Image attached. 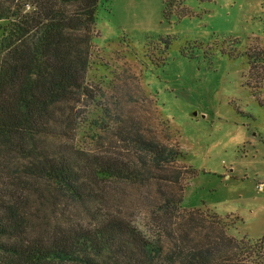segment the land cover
Instances as JSON below:
<instances>
[{
    "label": "trees",
    "instance_id": "1",
    "mask_svg": "<svg viewBox=\"0 0 264 264\" xmlns=\"http://www.w3.org/2000/svg\"><path fill=\"white\" fill-rule=\"evenodd\" d=\"M109 1L0 0V264H264V238L228 236L215 214L182 208V195L158 207L181 224L167 247L113 212L110 185H177L166 167L183 157L124 121L118 136L141 154L138 162L74 141L87 126L94 144L109 132L108 112L98 119L100 109L79 107L93 102L85 77L97 10ZM172 3L179 5L164 1V17ZM254 65L264 66V51L250 60L260 83L264 73Z\"/></svg>",
    "mask_w": 264,
    "mask_h": 264
},
{
    "label": "rangeland",
    "instance_id": "2",
    "mask_svg": "<svg viewBox=\"0 0 264 264\" xmlns=\"http://www.w3.org/2000/svg\"><path fill=\"white\" fill-rule=\"evenodd\" d=\"M164 1L99 6L85 77L93 102L79 107L100 109L98 119L108 112L110 128L95 131V144L88 126L74 141L85 151L138 162L141 154L118 136L116 124L124 121L146 140L181 152L183 161L166 167L178 174L177 185L153 180L107 190L114 213L165 247L181 224L176 212L168 218L158 207L178 195L185 210L221 218L228 236L262 239L264 81L251 73L250 60L264 51V0H176L167 17Z\"/></svg>",
    "mask_w": 264,
    "mask_h": 264
}]
</instances>
